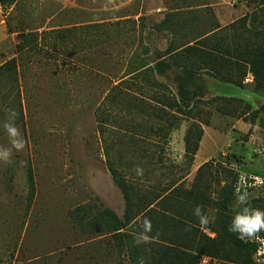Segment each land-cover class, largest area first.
<instances>
[{"label": "rangeland", "instance_id": "1", "mask_svg": "<svg viewBox=\"0 0 264 264\" xmlns=\"http://www.w3.org/2000/svg\"><path fill=\"white\" fill-rule=\"evenodd\" d=\"M263 3L17 0L0 5V67L15 61L14 77L0 74V151L12 153L10 162H0V264H242L240 247L214 233L213 224L218 192L234 172L231 217L248 208L237 198L245 191L250 206L264 210V76H253L249 67L245 76H226L227 60L218 61L215 68L224 76L205 69L184 81L194 97L184 117L172 108L184 78L177 68L166 76L126 75L133 53L137 60H153L167 46L191 42L193 47L201 34L229 25L235 26L226 34L229 49L241 41L244 49L260 43L264 59ZM166 15L168 33H157L154 27ZM251 15L252 28L247 20L242 25L258 32L259 40L242 37L236 24ZM30 33L28 45L22 36ZM9 109L17 113L21 135L16 137L5 128L13 123ZM198 127L208 128L203 147L213 157L195 171L184 157V138L193 129L195 143ZM22 138L25 147L17 151L12 142ZM28 166L34 178L29 203ZM109 168L133 189V199L174 188L203 193L206 187L207 200L198 205L189 200L186 208H202L208 223L192 225L194 234L198 241L214 240L220 257L202 255V243L192 252L174 244L181 233L175 216L168 220V244L148 238L141 218L139 229L117 243L101 216L108 209L122 220L125 210ZM148 220L151 229L164 232L156 218ZM142 234L144 242L135 243ZM237 239L252 245V264H264L261 239L239 234Z\"/></svg>", "mask_w": 264, "mask_h": 264}, {"label": "trees", "instance_id": "2", "mask_svg": "<svg viewBox=\"0 0 264 264\" xmlns=\"http://www.w3.org/2000/svg\"><path fill=\"white\" fill-rule=\"evenodd\" d=\"M15 2H17V0H0V5L9 6ZM263 11L264 6L261 12ZM254 19L255 16L253 15L250 17L246 16L236 23L241 26V28L238 30L243 29L240 33L242 37L243 35H247V37H254L256 40H259V38H256L259 36L258 32H252L246 29L244 30V25H242L245 24L247 20L250 24V27L252 28L253 25L251 24ZM234 27V25H229L228 27L221 29L218 27L217 30L210 35L203 33L197 38L201 39V41L197 42V44L195 43V46L193 47H188L191 42H187L183 46L177 48H174L173 45H170L169 48L167 46L164 54H156L157 56H155L156 58L153 60L149 58L137 60L135 57L136 55L133 53L129 60L131 64H134V66H131L130 64L129 68H133L130 69L126 76H148L149 72L155 73L156 76H166L169 69L171 70L172 68H177L179 76L184 78L182 79V82H179L178 84V100L173 102L172 108L175 109V113L184 117H189L190 111L192 109L190 104L192 103L194 97L184 81L191 80L193 76H196L199 72L205 69L208 72H213L214 76H224L215 68V64L218 61L222 59L227 60V64H229L230 67L225 73L226 76H234L235 74H239V76H245L248 67L250 68V71H252L253 76H258L259 74L264 76V59L262 58L263 53H261V47H258L260 43L255 46H253L254 43H251V45L245 49L242 46V41L241 43H234V47L232 49L231 47L229 49V47L225 44L228 30ZM154 30L157 33H168V15L165 16L164 20L158 26L154 27ZM238 36L239 35L236 34V37ZM32 40L33 34L31 33L22 36V41L28 45L32 44ZM144 51L146 52L145 55L149 54L147 50ZM168 58L170 59L169 63ZM199 63H202L203 66H198ZM14 71V60H11L6 65L0 67V74L10 73L11 76L14 77ZM192 133L193 129L188 130L184 138V157L190 166L192 165L194 156L198 151L199 143L203 136V130L198 127L195 143H193L190 139ZM204 165H202L199 169H201ZM109 172L111 174L113 183L122 194L125 210L122 220H120L112 211L108 209H103L101 216L103 218V223L106 224L109 230L113 233L117 243L122 245L123 239L127 237V232L134 230L137 231V229H139L137 225H135L137 219L141 218L142 221H144L145 218L149 219V217H153L156 218L157 223L162 226V228H164V232H156L151 229V231L145 235L150 239L158 240L168 244V220H171V218L175 216L179 220H174V222L179 228H181V233L178 236H175L174 240H171L174 244L180 245L183 250L192 252L197 251L198 247H200L202 243V246H204L200 251L202 255L220 257V254L214 247V240L205 239V242L202 240L198 241V237L194 234L197 233V231L192 225H201V223L198 221V217L194 215V210L197 207L195 206L192 208L190 206L189 210L186 208V202L189 200L195 201L197 205V202L200 203L202 199L205 201L207 200L204 192L206 187L203 188L204 195L202 192H200V190H198V193H195L174 188L169 194L167 191L164 192L163 195H155L151 198L140 197L133 199L136 197L133 189L124 180L117 176V173L114 169L109 168ZM237 175V172H234L232 179L230 181H225L224 185L218 192L216 220L213 224V226L216 228L214 229V233H216L218 236L221 235L231 246L240 247V259L242 260V264H252V260L250 259V248H252V245L249 243L242 244V242L237 239V233H233L228 230L232 220V217L229 213V206L234 199ZM25 180L27 185L26 198L29 203L31 202L34 195V178L29 166L25 170ZM199 208L202 211V208ZM168 213L170 216H168ZM182 234L183 236L185 235V240L182 239ZM165 235L167 239L165 238ZM255 237L261 239L264 243V231L257 233ZM197 243H200V246H197ZM252 251L255 252L256 249H253ZM181 255L183 257H193L192 254H184V252H182ZM151 263L155 264L154 260L152 262H146L145 264Z\"/></svg>", "mask_w": 264, "mask_h": 264}, {"label": "clouds", "instance_id": "3", "mask_svg": "<svg viewBox=\"0 0 264 264\" xmlns=\"http://www.w3.org/2000/svg\"><path fill=\"white\" fill-rule=\"evenodd\" d=\"M8 118L13 121L11 124H5V128L11 137H16L21 135L18 128L15 126V120L17 118V113L13 109L8 110ZM13 148L17 151L22 150L25 147V140L13 141ZM12 153L8 150L0 151V162H10ZM137 175H142L143 170L140 168L136 169ZM247 192H243L237 198L248 205L245 209L244 214L236 213L231 220L228 230L233 233L239 234L241 237L251 238L257 233L264 231V210L254 209L250 206L247 199ZM250 209V210H249ZM194 215H196L201 224L208 223V217L201 212V209L197 207L194 210ZM151 231V221L147 218L143 221V233L146 234ZM145 240V236L142 234L135 243L140 244Z\"/></svg>", "mask_w": 264, "mask_h": 264}, {"label": "crops", "instance_id": "4", "mask_svg": "<svg viewBox=\"0 0 264 264\" xmlns=\"http://www.w3.org/2000/svg\"><path fill=\"white\" fill-rule=\"evenodd\" d=\"M207 127H203V134H204V139L205 136L207 134ZM203 138V137H202ZM204 142L203 139H201L200 143H199V147H198V151L196 152L194 159H193V163L191 165L192 170L197 171L202 165L206 164L212 157L213 154H209V152L205 151V146L203 147ZM181 152L183 153V147H181Z\"/></svg>", "mask_w": 264, "mask_h": 264}, {"label": "built area", "instance_id": "5", "mask_svg": "<svg viewBox=\"0 0 264 264\" xmlns=\"http://www.w3.org/2000/svg\"><path fill=\"white\" fill-rule=\"evenodd\" d=\"M251 81H250V79L249 78H246L245 79V83H250ZM262 247H263V251H262V253L264 254V243H262Z\"/></svg>", "mask_w": 264, "mask_h": 264}]
</instances>
